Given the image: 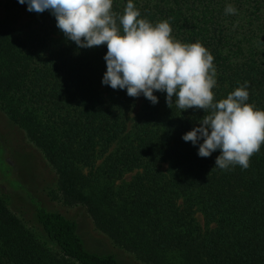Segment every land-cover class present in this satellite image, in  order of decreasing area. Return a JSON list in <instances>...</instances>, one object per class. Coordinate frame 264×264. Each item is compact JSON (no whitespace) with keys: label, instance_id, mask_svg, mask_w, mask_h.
Here are the masks:
<instances>
[{"label":"trees","instance_id":"1","mask_svg":"<svg viewBox=\"0 0 264 264\" xmlns=\"http://www.w3.org/2000/svg\"><path fill=\"white\" fill-rule=\"evenodd\" d=\"M126 3L113 0L117 17ZM133 3L140 18L168 20L176 40L213 55L214 102L248 82L247 103L264 110V0ZM229 4L236 14L225 13ZM0 7L1 119L42 151L65 202L147 264H264V144L247 169L215 167L219 150L200 157L182 139L210 110L170 108L166 93L154 92L159 102L144 97L135 112L137 98L101 83L106 44L79 48L50 12H29L18 0ZM5 153L0 140V173L19 188ZM28 205L31 228L0 196V264H120L86 247L76 219L34 198Z\"/></svg>","mask_w":264,"mask_h":264},{"label":"clouds","instance_id":"2","mask_svg":"<svg viewBox=\"0 0 264 264\" xmlns=\"http://www.w3.org/2000/svg\"><path fill=\"white\" fill-rule=\"evenodd\" d=\"M27 11L50 12L64 36L79 48L107 46L102 85L125 90L129 97L141 95L153 105L154 92L166 93V103L181 110L209 111L199 126L183 134L185 142L198 146V156L210 157L219 150L215 167H249L250 157L264 144V110L249 104L245 82L226 98L214 102L216 86L213 55L200 43H182L172 35L168 20L151 23L127 0L124 14L112 11L113 0H18ZM237 9L229 4L225 13ZM119 23H118V22ZM122 26V31H121ZM201 141H203L201 143ZM210 174V173H209Z\"/></svg>","mask_w":264,"mask_h":264},{"label":"rangeland","instance_id":"3","mask_svg":"<svg viewBox=\"0 0 264 264\" xmlns=\"http://www.w3.org/2000/svg\"><path fill=\"white\" fill-rule=\"evenodd\" d=\"M3 10L0 7V15ZM26 11L22 12L20 22L26 23ZM144 96L137 98L135 112L139 111ZM134 112V113H135ZM133 113V114H134ZM5 118L0 110L1 142L6 145L5 158L13 166L10 178L21 182V187L9 186L4 175L0 173V195L8 205L12 213L22 219L31 228V213L28 202L31 198L41 201L48 209L55 210L79 222L80 233L87 248L94 252L106 249L118 257L120 264H147L138 259L135 254L113 243L104 233L97 229L89 215L80 206L65 202L58 190L57 177L46 160L42 151L36 147L25 135V132L8 122L2 121ZM20 154L24 163L16 165L14 156ZM22 161V162H23ZM133 175L128 173L125 179ZM197 219L203 225L202 216L197 213Z\"/></svg>","mask_w":264,"mask_h":264}]
</instances>
